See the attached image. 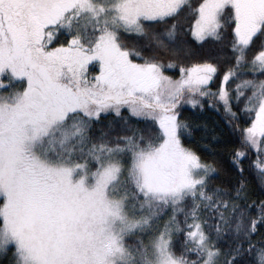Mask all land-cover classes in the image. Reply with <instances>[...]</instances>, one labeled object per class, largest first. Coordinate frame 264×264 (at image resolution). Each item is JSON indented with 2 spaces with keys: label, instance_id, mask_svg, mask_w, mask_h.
Segmentation results:
<instances>
[{
  "label": "snow or ice",
  "instance_id": "snow-or-ice-1",
  "mask_svg": "<svg viewBox=\"0 0 264 264\" xmlns=\"http://www.w3.org/2000/svg\"><path fill=\"white\" fill-rule=\"evenodd\" d=\"M0 74L8 264H264V0H0ZM205 99L238 138L230 186L182 139Z\"/></svg>",
  "mask_w": 264,
  "mask_h": 264
},
{
  "label": "trees",
  "instance_id": "trees-1",
  "mask_svg": "<svg viewBox=\"0 0 264 264\" xmlns=\"http://www.w3.org/2000/svg\"><path fill=\"white\" fill-rule=\"evenodd\" d=\"M188 3L195 7L199 3V0H188ZM187 11V8L185 9ZM194 19V16H189L187 19V26H190L191 20ZM127 44L131 46L132 44L141 42V38H138L134 35H126L123 37ZM66 42V40H61V38L54 40L51 44L52 47H55L56 43ZM211 40L207 43L200 45L202 49H207L211 46ZM258 50L255 47L252 49L250 55ZM165 63L167 61L165 60ZM98 71V66L95 63H91L88 67V74L94 75ZM165 74L175 78L179 75V65L172 68H165ZM260 77H257L259 79ZM204 107L201 109L199 106L193 108V106L182 103L178 107V117L180 120L187 121L191 135H184L182 137L183 142L192 147L201 157L202 160L211 161L217 169L216 174L212 177V184H219L223 186H230L234 180L239 179V176L236 175V169L233 167L231 160V151L238 143V138L236 135L232 134L230 131L223 129V121L219 114L208 106V101L205 99L202 101ZM127 114V109L122 110V115ZM115 114H101V126L105 125L109 120L114 118ZM133 124H143V121H137L132 119L130 121ZM250 122V121H249ZM241 125H244L242 120ZM215 134V139L213 136ZM255 158L254 150L248 149V154L244 158L243 163L245 165V177L247 178L249 185L251 186L253 192L259 198L261 189L256 183L255 177L251 174L250 170L247 168L249 160ZM261 236H264V225H258L257 232L253 236V239H258ZM0 264H8V257L3 256L0 259Z\"/></svg>",
  "mask_w": 264,
  "mask_h": 264
},
{
  "label": "rangeland",
  "instance_id": "rangeland-1",
  "mask_svg": "<svg viewBox=\"0 0 264 264\" xmlns=\"http://www.w3.org/2000/svg\"><path fill=\"white\" fill-rule=\"evenodd\" d=\"M91 63H93V62H89V65L91 64ZM89 65H88V67H89ZM97 65V64H96ZM98 66V65H97ZM87 71H88V68H87ZM0 78H3V79H5V80H7V77H4L3 76V74H0ZM16 85L15 84H13L12 85V87H15ZM3 91H8L9 89H7V88H5V89H2ZM3 256H0V259L2 258Z\"/></svg>",
  "mask_w": 264,
  "mask_h": 264
},
{
  "label": "flooded vegetation",
  "instance_id": "flooded-vegetation-1",
  "mask_svg": "<svg viewBox=\"0 0 264 264\" xmlns=\"http://www.w3.org/2000/svg\"><path fill=\"white\" fill-rule=\"evenodd\" d=\"M59 37H54V40L56 41V39H58Z\"/></svg>",
  "mask_w": 264,
  "mask_h": 264
}]
</instances>
